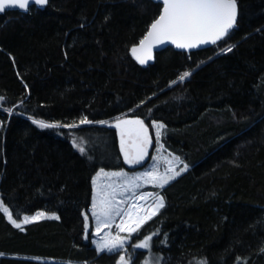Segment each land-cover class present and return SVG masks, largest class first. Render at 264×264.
I'll return each mask as SVG.
<instances>
[{
	"label": "trees",
	"instance_id": "16d2710c",
	"mask_svg": "<svg viewBox=\"0 0 264 264\" xmlns=\"http://www.w3.org/2000/svg\"><path fill=\"white\" fill-rule=\"evenodd\" d=\"M237 5L224 40L167 46L145 66L129 48L159 2L48 0L0 13V200L17 221L37 210L58 217L21 231L0 210V264H116L120 250L97 252L91 231L84 239L82 211L98 170L133 169L119 116L143 121L148 159L160 121L163 144L188 166L157 189L164 207L131 234L130 264L141 263L146 250L134 246L147 235L161 264H264V0Z\"/></svg>",
	"mask_w": 264,
	"mask_h": 264
},
{
	"label": "snow or ice",
	"instance_id": "6c2138e0",
	"mask_svg": "<svg viewBox=\"0 0 264 264\" xmlns=\"http://www.w3.org/2000/svg\"><path fill=\"white\" fill-rule=\"evenodd\" d=\"M35 3L38 6H45L48 3V0H0V12L6 11L9 7H18L20 9L28 10L32 3ZM163 10L160 16L153 21L150 25V29L145 36L144 40L140 43L144 45L145 41L149 39H154L156 43H164L165 41H172L178 48H194L198 45H202L205 43L215 44L217 41L224 40L229 36V33L236 26L237 21V0H163ZM133 53L136 52V48H133ZM222 51L231 52L232 47H228ZM139 63L144 64L148 59H151L150 55H146L145 57H137ZM190 71H184L177 77V80L172 81V84H176L178 82H183L186 78L190 77ZM4 97H0V100H3ZM143 103V102H142ZM11 112V109L8 110ZM40 128H54L61 126L58 123H47L42 120L32 121ZM80 124H88L92 123L85 117L84 119L79 121ZM99 123H104L103 121ZM135 123L143 128V121H117L116 126L120 127L121 124H131ZM154 127L156 128V135L160 137L163 135L162 129H164V125L159 122H153ZM63 127H76L77 125H62ZM150 143L151 141H146ZM74 146H78L74 143ZM79 147V146H78ZM122 152L125 155V161L129 164H139L144 160L146 151L141 150L140 154L135 158H129L128 153L124 150L123 141H122ZM79 151L84 153L85 148L79 147ZM179 159L178 157L176 158ZM187 168L185 165L184 168L179 169V171L174 172L172 175H168L167 177H160L159 183L160 186L163 187L164 184H167L169 181L175 179L182 172H184ZM103 170H101L102 172ZM171 171V170H169ZM118 175V174H117ZM145 176H151L153 180L157 178L153 176L152 173H144ZM139 177H137L138 179ZM143 199V197H140ZM95 207V205H94ZM164 207V199L162 196L157 197V202L155 205V210L151 211L148 217L141 219L138 223L135 224V227L131 225H117V228L120 229L121 232L127 231L129 233L128 236L113 237L111 240H106L101 237V242L97 243V252H101L104 250L107 251H115L118 248H121L125 241L130 238L131 234L136 232L140 225L145 222L146 219L151 218V216L156 215V211L160 208ZM111 208L103 209L102 212L104 215H108V212ZM0 210H2L6 215L8 220L13 224L14 227L23 231V225L32 223L39 219L45 218L44 212H39L33 216H25L22 222H17V219L13 217L12 213L9 212L8 208L5 207L2 202H0ZM119 211V209H116ZM58 219L54 214L51 217ZM99 219V217H97ZM87 221V216L85 217ZM87 223L85 225V229L87 231ZM100 229L97 228V233H99ZM151 242V237H145L144 241L135 245L136 248H149ZM131 257H125L121 255L118 261V264H130ZM159 264V261H157ZM201 264H207L206 261L201 262Z\"/></svg>",
	"mask_w": 264,
	"mask_h": 264
},
{
	"label": "rangeland",
	"instance_id": "374dc122",
	"mask_svg": "<svg viewBox=\"0 0 264 264\" xmlns=\"http://www.w3.org/2000/svg\"><path fill=\"white\" fill-rule=\"evenodd\" d=\"M123 120L136 121V119H129V118L124 117V116H119V117L113 119V121L116 124H117V121H123ZM153 122L161 123L160 121H152V123H151L152 133L154 135V137H153L154 146L152 148L148 162L144 166L139 167V168H135V169H128V170L127 169H121V170H117V171L116 170L111 171V170L100 169L94 174V176L92 178V181L94 179V186L95 187L93 188V190H95V192H94V196H93V201L89 207V214L91 216V229H90L91 240H92L93 245L96 248H97V243L101 242V237H103L106 240H111L113 237H116V236H120V237L128 236V232H126V231L116 232L117 231L116 230V224L119 221V217L113 222H108L106 220V215L103 214V212H102L103 209H101V205L99 203V196L98 195L100 194V192H102L103 197H109V195L114 196V194H112L111 192H117L118 190L120 193V190H123V189L120 188L119 186H120V184L123 183V181H126V180H123V176H125L124 173L132 176L133 185L129 186L131 188L130 189L131 193H135V195H136L137 192L140 191L141 189H143L144 192H148V191H152V190L154 191V190H157L158 188H161L160 183H159L160 177H167L168 175H172L174 172L179 171V169L184 168L185 165H187L178 155L174 154L173 152H170L165 147V145L163 144L161 138L157 137L156 128L154 127ZM1 127H2V121L0 120V129H1ZM117 128H118L119 133H120V138L125 143V150L127 151L128 154H130L129 144L132 141V139L146 143V130H147V128H144V126H143V128H141L140 125L135 124V123H131V124H121L120 127H117ZM177 157L179 158L178 160L176 159ZM101 170H103V171L101 172ZM169 170H171V171H169ZM144 173H152L153 176H155L157 179L153 180V178L151 176H145ZM110 177L112 179H109ZM137 177H139V178L137 179ZM106 178H108V180H106ZM106 181H108V182H106ZM106 183H108V184L105 185ZM101 186H104V188ZM100 187H101V189H100ZM105 187H107V188H105ZM140 192H138V193H140ZM131 197H134V196H131ZM121 198H123V196ZM151 200L152 199H149V201L143 205L144 216L142 217V219L145 218V214H147L146 211H149V209H150L149 208L147 210L146 206H147V204L149 205V203L152 202ZM128 201H129V199L127 200V203H128ZM0 202H1V200H0ZM104 202H105V199L104 200L102 199V206H103ZM94 205H95V207H94ZM124 208H122V210ZM39 212H44L45 218L51 217L53 214L57 217V214L55 212H45L43 210H37L33 213L23 215L22 219L17 221V222H22V220L25 216H33ZM6 217H7V215H6ZM97 217H99V219H97ZM133 227H135V225ZM97 228L100 229L99 233H97ZM145 237H151V235H147ZM145 237L140 242L144 241ZM128 241H129V239H127L125 241L124 245L121 248L116 249V250L121 251V253L117 259L116 264H118V261H119V258L121 255H124L126 258L129 257V253H128L129 250L127 249ZM143 249L146 250V253H145L144 257L141 259L140 264H157V261H159V264H161V259H162L161 254L152 249L151 242H150L149 248H143ZM104 251L110 252L107 250H104ZM134 254H135L134 252H130L131 260L134 256ZM131 260H130V262H131ZM78 264H92V263L79 262Z\"/></svg>",
	"mask_w": 264,
	"mask_h": 264
},
{
	"label": "water",
	"instance_id": "95a60500",
	"mask_svg": "<svg viewBox=\"0 0 264 264\" xmlns=\"http://www.w3.org/2000/svg\"><path fill=\"white\" fill-rule=\"evenodd\" d=\"M153 1H155V2H159L160 4H161V8H160V12H159V14L157 15V17L155 18V19H157L159 16H160V14H161V12H162V10H163V7H164V5H163V0H153ZM32 5H35L36 7H38V8H43L44 6H38V5H36L34 2L31 4V6ZM8 9H17V10H19V11H27V10H24V9H20V8H18V7H9ZM7 9V10H8ZM1 13V12H0ZM237 16H238V5H237ZM154 19V20H155ZM153 20V21H154ZM153 21L149 24V26H148V28H147V30H146V32L144 33V35L135 43V44H133V45H131L130 46V48H129V52H130V54H131V56L139 63V61H138V59H137V57L139 56V57H141V58H143V57H145L146 55H150L151 56V59H148L147 61H146V63H144V64H141V63H139V64H141V65H147L148 63H151V62H153V60H154V56H155V53H156V51H159V50H161L162 48H165V47H167V46H171V47H173V48H175V49H178V50H185V51H189V50H195V49H199V48H203V47H207V46H210V45H212V43H205V44H202V45H198L197 47H194V48H178V47H176V45L174 44V43H172V41H170V40H168V41H165L164 43H156L155 42V40L154 39H149L148 41H145V43H144V45H141V41L142 40H144V38H145V36L147 35V33H148V31H149V29H150V25L153 23ZM237 22V21H236ZM133 48H136V52L135 53H133ZM127 136V135H126ZM122 139H120V146H121V148H122ZM146 141H151V138H150V135H149V133H148V131L146 130ZM150 146H151V142L150 143H143V142H141V141H137V140H134L133 139V142H131L130 144H129V147L132 149V158H135L137 155H139L140 154V152H141V150H144V151H146V155H145V157H144V160L143 161H141L139 164H129V163H127L126 161H125V155H124V152H123V159H124V163H125V165L126 166H128V167H130V168H138V167H140V166H142V165H144V164H146V162L148 161V151H149V148H150ZM123 147H124V150H125V143H124V141H123ZM126 151V150H125ZM127 152V151H126ZM82 215H83V218H84V220H85V217L87 216V221L85 220V225H86V223H87V225H88V227H87V231H86V229H85V231H84V239L86 240L87 239V236H88V232L90 231V229H91V218H90V215H89V213L85 210V209H83V211H82Z\"/></svg>",
	"mask_w": 264,
	"mask_h": 264
},
{
	"label": "crops",
	"instance_id": "0c3cea01",
	"mask_svg": "<svg viewBox=\"0 0 264 264\" xmlns=\"http://www.w3.org/2000/svg\"><path fill=\"white\" fill-rule=\"evenodd\" d=\"M124 175L125 176H123V180H126V181H123V183L120 184L119 187L123 189V190H120V193H119V190H118L117 192H111L112 194H114V196L109 195V197H103L102 192H100V194L98 195L99 196V203L101 205V209L109 208V205H111V208H110V210L108 212V215H106V220L108 222H113L118 217L122 216V214H124V212L127 209V206L129 204L130 199L132 198L131 196H134L135 195V193H131L130 192V189L131 188L129 187V186L133 185L132 176L129 175V174H126V173H124ZM109 179H112V178L110 177ZM106 180H108V178H106ZM106 182H108V181H106ZM107 184L108 183H106L105 185H107ZM104 186H101V187L104 188ZM94 187L95 186H94V179H93V181H92V190H93ZM101 187H100V189H101ZM105 188H107V187H105ZM140 191H143V189H141ZM140 191H138V192H140ZM94 192H95V190H93V193H92L91 203L93 201ZM148 194H150L149 196H150V199H152L151 200L152 202H150L149 205L147 204V206H146V209L147 210L149 208L150 209H149V211H146L147 214H145V217H148L150 215L151 211L155 210V205H156V202H157V197L158 196H161L160 193H159V191H157V190L148 191ZM122 196H123V198H121ZM102 199L103 200L105 199V202L103 203V206H102ZM128 199H129V201L127 203V200ZM122 208H124V209L122 210ZM116 209H119V211H116Z\"/></svg>",
	"mask_w": 264,
	"mask_h": 264
},
{
	"label": "bare ground",
	"instance_id": "6f19581e",
	"mask_svg": "<svg viewBox=\"0 0 264 264\" xmlns=\"http://www.w3.org/2000/svg\"><path fill=\"white\" fill-rule=\"evenodd\" d=\"M140 197H143V199H141ZM145 200H146V193H143L139 197H137V199L134 200L131 203V205L128 207L127 213L131 217V219L128 222L129 225L135 224L140 219V216L143 211V202Z\"/></svg>",
	"mask_w": 264,
	"mask_h": 264
},
{
	"label": "built area",
	"instance_id": "2783aa9c",
	"mask_svg": "<svg viewBox=\"0 0 264 264\" xmlns=\"http://www.w3.org/2000/svg\"><path fill=\"white\" fill-rule=\"evenodd\" d=\"M143 193H146V192H140L138 195L134 196V197L130 200L129 206L131 205V203H132L134 200L137 199V197H139V196H140L141 194H143ZM149 199H150V196H149L148 193H146V200L143 202V205H144L146 202H148ZM129 206H128V207H129ZM127 210H128V209H127ZM127 210H126V212H125L122 216L119 217V221H118L117 224H116V230H117L116 232L120 231V229L117 228V225H121V224L129 225L128 222H129V220L131 219V217H130V215L127 213ZM141 219H142V214H141V216H140V219H139L136 223H138ZM136 223H135V224H136ZM135 224H133V225H131V226H134ZM126 232H127V231H126Z\"/></svg>",
	"mask_w": 264,
	"mask_h": 264
},
{
	"label": "flooded vegetation",
	"instance_id": "af4514ba",
	"mask_svg": "<svg viewBox=\"0 0 264 264\" xmlns=\"http://www.w3.org/2000/svg\"><path fill=\"white\" fill-rule=\"evenodd\" d=\"M132 139V138H131ZM131 142H133V139H132V141ZM130 142V143H131ZM130 148V147H129ZM128 156H129V158H132L131 156H132V149L130 148V154H128ZM145 165V164H144ZM143 166V165H142ZM142 166H140V167H142ZM139 168V167H138Z\"/></svg>",
	"mask_w": 264,
	"mask_h": 264
}]
</instances>
